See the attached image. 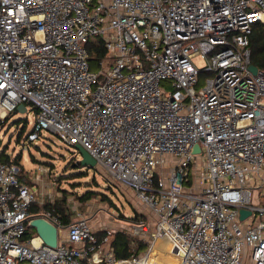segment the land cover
I'll use <instances>...</instances> for the list:
<instances>
[{"label":"built area","instance_id":"obj_1","mask_svg":"<svg viewBox=\"0 0 264 264\" xmlns=\"http://www.w3.org/2000/svg\"><path fill=\"white\" fill-rule=\"evenodd\" d=\"M257 24L264 0H0V126L25 105V145L50 132L83 147L134 196L144 219L129 229L149 245L119 258L115 231L79 210L69 225L38 214L57 228L45 245L28 234L30 208L53 194L0 161V264H148L159 241L181 264H264ZM95 39L106 56L92 65Z\"/></svg>","mask_w":264,"mask_h":264},{"label":"rangeland","instance_id":"obj_2","mask_svg":"<svg viewBox=\"0 0 264 264\" xmlns=\"http://www.w3.org/2000/svg\"><path fill=\"white\" fill-rule=\"evenodd\" d=\"M195 63L201 62L196 59ZM27 119L31 121V125L26 122ZM33 122V111L13 113L0 126V154L6 152L12 158L21 157L19 166L28 176V182L32 183L30 185L37 187L39 195L47 192L53 194L52 201L40 196L38 203H58L65 200L73 221L74 210H79L92 226H96L94 229L114 230V236L118 232H124L132 241L134 252L147 253L148 239L132 236L129 229V223L134 222L130 218L137 215L134 213L137 212V205L134 206L135 198L131 192L110 182L98 166L73 167L72 163L75 165L80 159L75 146H68L50 132H44L39 140L34 143L27 141L25 145L24 139L32 130ZM25 126V135L21 136L19 131ZM166 159L170 161L175 158L166 156ZM88 191H96L97 194L90 199H81ZM260 191L264 199V185ZM27 231L30 236L38 235L35 228L28 226Z\"/></svg>","mask_w":264,"mask_h":264},{"label":"trees","instance_id":"obj_3","mask_svg":"<svg viewBox=\"0 0 264 264\" xmlns=\"http://www.w3.org/2000/svg\"><path fill=\"white\" fill-rule=\"evenodd\" d=\"M88 47L91 54L92 65H95L96 60L98 58H102L106 56V50L103 47V43L101 39L92 40L89 43ZM250 50H251L252 64L257 66L259 70L264 71V25L263 24H257L254 26L253 32L250 35ZM25 128L26 126L19 131L21 136L25 135V131H26ZM20 158L21 157L12 158L11 156L7 155L6 152L0 154L1 162L16 164L17 166H19L21 162ZM72 165L73 167L76 168V166H74V163H72ZM21 170H22L21 177L24 180V182L27 184H32L31 182H28V176L26 175L25 171L23 169ZM96 194H97L96 191H88L81 199H90ZM44 212H51L54 216L58 217L64 225H69L73 221L72 214L65 205V200H62L58 203L57 201H55L54 203L47 202L44 204L34 203L30 208L31 216L38 215ZM134 213H137V215L133 218V220L141 221L144 219V217L138 214V212L134 211ZM113 246L115 249L116 256L119 258H128L132 254L135 253L137 255L139 254V251L134 252L132 250V241L130 240L128 235L124 232H118L115 234L113 239Z\"/></svg>","mask_w":264,"mask_h":264},{"label":"water","instance_id":"obj_4","mask_svg":"<svg viewBox=\"0 0 264 264\" xmlns=\"http://www.w3.org/2000/svg\"><path fill=\"white\" fill-rule=\"evenodd\" d=\"M250 70L253 74H257L259 68L255 65L250 66ZM18 112L25 113L26 107L25 105H21L17 109ZM75 149L80 156V159L75 163L74 166L76 167H88V168H95L97 165L96 160L80 145H76ZM201 152L200 145L197 143L194 145L193 153L198 154ZM248 215H250L249 211L242 210L241 211V218L244 219ZM28 226L31 228H35L38 235L42 238L45 245L56 248L58 237H57V228L56 226L51 223L48 219L44 217H40L38 215L31 216L28 222Z\"/></svg>","mask_w":264,"mask_h":264},{"label":"bare ground","instance_id":"obj_5","mask_svg":"<svg viewBox=\"0 0 264 264\" xmlns=\"http://www.w3.org/2000/svg\"><path fill=\"white\" fill-rule=\"evenodd\" d=\"M148 264H181L178 257L171 253V245L159 241L148 256Z\"/></svg>","mask_w":264,"mask_h":264},{"label":"crops","instance_id":"obj_6","mask_svg":"<svg viewBox=\"0 0 264 264\" xmlns=\"http://www.w3.org/2000/svg\"><path fill=\"white\" fill-rule=\"evenodd\" d=\"M91 227L96 228V226H92V225H91Z\"/></svg>","mask_w":264,"mask_h":264}]
</instances>
